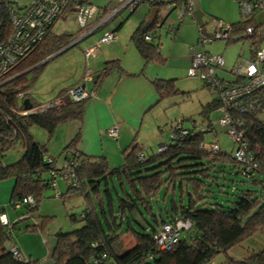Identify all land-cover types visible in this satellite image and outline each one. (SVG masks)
Returning a JSON list of instances; mask_svg holds the SVG:
<instances>
[{
	"label": "trees",
	"instance_id": "1",
	"mask_svg": "<svg viewBox=\"0 0 264 264\" xmlns=\"http://www.w3.org/2000/svg\"><path fill=\"white\" fill-rule=\"evenodd\" d=\"M162 2L159 0L147 4L160 7ZM256 18L251 17L249 21L239 20L236 24L237 28L242 29L247 23H253L257 30L261 23L256 21ZM156 24L157 16L151 24L142 21L130 35V40L145 62L165 59L160 54L158 42L153 40L154 37H159V34L152 32ZM204 24L199 23L198 26ZM10 30L11 21L7 6L0 0V42L8 36ZM147 32L152 35L149 40L143 37ZM72 38L71 34H55L50 29L32 52L22 58L7 73L0 75V81L5 80L0 85V154L5 155L7 150L14 148L17 144L22 149L20 159L12 164H5L4 156L0 157V179L9 175L15 177L11 193L13 207L24 206L28 212L36 211L43 189L51 186L49 179H45L43 175L45 171L55 166L54 158L50 155L53 161L45 160L46 146L34 139L30 128L32 126L43 128L49 139L59 124L70 121L78 123L75 134L63 148L64 158L77 160L74 175L78 186L68 181L66 194L84 196L88 207L86 211L79 214L78 219L82 221L80 227L56 234L49 264H206L218 254L224 256L221 264L264 263V249L257 250L244 258H236L228 253L230 247L264 228V201L259 200L258 197H251L252 191L247 190L231 206L223 207L217 203H211V207H203L205 195L201 193V188L204 183L201 177L193 175L200 173L201 176L210 177L207 169L214 170L215 163L230 164L238 167L240 175L246 180L251 179L255 184L262 183V178H264V123L259 117L253 114L244 116V139L258 162L255 172L249 177L241 174L232 151L229 154L219 149L211 153L199 148L198 143L204 135L197 132L186 134L180 140H170L165 143V150L156 152L151 157L141 154L142 151L136 143L123 155L121 165L110 167L104 156L85 154L76 149L81 136L80 125L87 97L80 100L65 99L64 95L68 89L65 87L52 97V99H65L59 106L36 113H20L24 107V99L27 98L33 106L41 102L34 101L30 95L31 92L25 93L23 98L17 96L18 92L30 88L25 84L26 73L20 75L18 73L28 68H30L29 71L38 73L44 63L34 65L69 43ZM241 38L243 37L226 40V43ZM262 38H264V30L261 28L259 33L247 38L251 53L255 47L260 46ZM121 69L119 59L105 61L94 83L97 85L103 76ZM151 83L160 99L164 95L176 92L174 80L155 77ZM216 105L215 100L207 103L201 114L207 118L208 112L215 109ZM5 116H9L10 121L6 120ZM204 157L208 159L207 166L196 162L188 163L189 160H200ZM193 165L201 167L199 166L196 170L179 171ZM165 173L168 174L166 179L169 183L173 182L179 174H190L186 179L194 189L193 195L189 194L187 205L177 207L174 202L172 203L173 217L171 219H158L152 212L151 198L157 194L162 183L161 177ZM113 176H116L121 188V194L116 193V215L111 210L113 200L108 190V183L113 181ZM101 182L105 184L106 202L100 195ZM25 195L32 196L34 203L23 202L21 199ZM92 195L98 196L97 206L91 201ZM16 203L18 206H15ZM105 204L110 211L108 217H106ZM141 208L151 215L152 224L144 219ZM136 215L138 220L135 218ZM174 216L188 220L190 223L188 228L193 232L188 238L179 237L169 249H163L157 244L155 234L162 223L172 220ZM124 217L129 229L131 221H134L140 225L141 230H132L135 243L128 249L120 250L116 239L119 236L118 226ZM71 219L76 220V217L71 215ZM17 221H9L6 225L0 224V264H34L30 257L17 259L10 251L11 245H15L21 251L12 238V229ZM143 221L146 226L141 224ZM40 225L41 223L34 222L31 227L39 228Z\"/></svg>",
	"mask_w": 264,
	"mask_h": 264
},
{
	"label": "rangeland",
	"instance_id": "2",
	"mask_svg": "<svg viewBox=\"0 0 264 264\" xmlns=\"http://www.w3.org/2000/svg\"><path fill=\"white\" fill-rule=\"evenodd\" d=\"M16 1L14 5H21L23 7L28 3V0ZM89 1L97 9L91 17L86 19L84 25L81 26L78 23L74 12L65 11L64 16L60 17L53 24L51 32L55 34H71L73 37L71 41H73L101 20L111 15L119 6L117 0ZM146 4L145 2L140 3L131 12L127 9H122L118 13L111 15L89 34L78 39L61 53L46 60L38 73L28 71L25 74V84L30 86L31 97L36 102L46 103L61 88L75 85L77 81L81 82L87 68L94 67L95 63L94 57L88 60L85 59L83 54L84 48L94 44L105 32L114 29L117 38L110 43L101 45L100 55H104L109 50H112L115 53L113 57L119 58L122 68L125 69L126 65L133 66V69L137 67V71L139 72L132 73L134 76H140V72L142 71L141 73H145L152 78L160 77L166 80H174V89L176 91L164 95L154 106H151L142 113V116H140L134 125L133 132L127 134L126 139L121 140V143L129 141L133 142V144L137 143L144 156L151 157L152 154L157 152L160 144L169 142L170 128L175 122L181 121L184 127L196 130H200L201 127L206 128L212 122L214 129L217 130V136L205 134L204 139L218 140L220 149L230 154L235 145L226 131L221 129L216 121L219 112L216 109L210 110L207 118L201 114L204 106L207 103L213 102L217 98V94L199 78L188 75V68L191 65L193 50H206L213 54H222L225 60L222 69L217 68L215 70L216 74L226 80L234 79V75L230 69L243 59L249 58V39L241 38L228 43L224 39H215L204 44V46H200L197 43L199 36L197 22L207 23L211 22L212 19H221L224 22L231 23L241 20L237 1L192 0L190 10L185 12L181 20L178 19V13L182 6L176 7L174 10L173 8L165 9L161 14L162 19H159L161 23L157 22L156 27L152 30L157 35L159 34V37H154L153 40L158 42L160 54L165 59L163 61L149 60L147 62L140 57L133 42L130 41L131 33L138 25L140 17H143L146 11ZM172 27H177V29L169 31ZM193 45H195V48ZM260 46L264 47V38L261 39ZM136 60L140 66H136ZM94 76H96V73ZM70 122L64 124L70 126ZM62 126H64L63 123L59 124L49 139L47 132L43 128L37 126L30 128L34 139L44 144L47 154H50L55 159L56 166L61 164L65 155L63 148L73 137L68 138L67 127ZM121 133L122 130L118 135H121ZM102 140L101 142L98 139L99 144L103 148L104 143L108 145L119 142V140H115L109 135L108 137H103ZM79 143H82V141L80 140ZM89 144L92 149L90 148L91 152L87 151V153H91L94 156H102L103 153L100 146L97 145L95 147L94 142L91 143V140H89ZM119 154L121 153L119 152ZM21 155L22 149L17 144L14 148L5 152L3 161L5 164H12L17 162ZM110 161L114 163V161H117L116 157L112 158L110 155ZM195 162L207 166L208 159L204 157L200 160L188 161L190 164ZM199 166L193 165L179 171L196 170ZM207 173L210 177L201 176L200 173L193 174L194 176L201 177L204 183V186L201 188V193L205 195L203 199L204 203H202L203 207H211V203H217L223 207L231 206L247 190L252 191L251 197H258L259 200L264 201V178L262 177H259L262 178V183L255 184L251 179L246 180L242 177L239 173V168L235 165H220L217 163L214 164V170L207 169ZM167 175L166 173L162 175V183L157 194L151 198L152 212L158 219H171L173 217L171 212L172 203L174 202L177 207L187 205L189 194L193 195V185L186 179L190 174H179L171 183L166 179ZM43 177L49 179V172L45 171ZM112 180V182L108 181V190L113 200L111 210L116 215V193L121 194V188L116 176H113ZM68 181L57 179V190L52 186L43 189L37 210L28 212L24 206L15 208L11 203V193L15 177L9 175L0 179V211L7 214L10 222H15L21 217L23 218L14 223L12 238L21 248L24 256L30 257L34 264H49L56 234L58 232L70 231L80 227L82 224V221L78 219L79 214L87 210L88 204L82 195L66 194ZM104 186V182H101L100 195L102 200L106 202L107 197L104 193ZM60 194L63 196H59ZM98 200V196L92 195L91 201L96 206ZM105 205L106 217H108L110 211L107 204ZM142 213L144 219L152 224L151 215L144 209H142ZM71 215L76 217V220H72ZM135 218L139 219L137 215ZM34 222L41 223L40 227H31ZM141 224L146 226L144 221ZM130 227L129 229L124 217L122 223L118 226L119 236L116 239V244L120 250L132 247L135 243L133 231L141 230L140 225L134 221H131ZM105 229L107 230L106 226ZM192 232L190 228H181L179 230V237L188 238ZM253 237L256 240L255 245H257L255 251L264 249V228L259 229ZM238 248L240 249L237 245H233L230 251L236 255H240L241 253H239L240 250ZM223 259V254H218L212 261L216 264H221Z\"/></svg>",
	"mask_w": 264,
	"mask_h": 264
},
{
	"label": "built area",
	"instance_id": "3",
	"mask_svg": "<svg viewBox=\"0 0 264 264\" xmlns=\"http://www.w3.org/2000/svg\"><path fill=\"white\" fill-rule=\"evenodd\" d=\"M7 6L11 21V30L8 36L0 42V75L7 73L22 58L26 57L44 38L46 33L52 28L53 24L62 16L65 11L75 13L78 23L82 26L86 19L91 17L96 11V6L89 0H28L23 7L14 5L16 0H2ZM159 0H117L119 6L111 13H118L122 9L133 11L140 3L158 2ZM162 5L158 7L157 14L161 15L165 9H172L178 6V0H161ZM239 6L241 20L249 21L257 15L264 16V0H236ZM178 19L181 20L186 11L190 10L192 0H181ZM109 15L108 17H110ZM108 17L101 20L92 28L81 34L77 39L89 34L94 28L101 25ZM253 23H247L242 29H233L230 23L221 19H212L211 22L198 26L199 36L197 43L204 45L215 39L233 40L239 37L249 38L255 33H259ZM151 33L144 34V39H151ZM116 38L115 30L105 32L94 44L84 48L83 54L86 59L95 56L99 52L102 44L109 43ZM195 48V45H193ZM224 63L221 54H213L206 51L193 50L191 55V65L188 68V75L195 76L212 88L216 94V110L219 112L217 122L221 129L225 130L234 143L232 151L233 157L238 162L241 174L245 177L252 175L258 166L255 155L249 150L244 139V116L253 114L264 123V47H255L248 59L242 60L231 69L234 75L233 80H226L219 77L215 70L222 68ZM89 69L86 70L83 82L91 80ZM13 77V76H12ZM10 77V78H12ZM5 81V80H4ZM0 81V85L4 82ZM31 92L30 88L17 93L19 98H23L25 93ZM92 92L84 88L83 83H78L68 87L65 99L80 100L88 97ZM64 98H55L46 103L31 105L24 108L21 114H29L43 111L50 107L59 106ZM5 119L10 121L9 116ZM210 122V121H209ZM171 134L169 141L180 140L186 134H209L217 136L212 122L206 128L200 130L184 127L181 121L175 122L170 128ZM109 135L116 136V126L110 128ZM198 147L208 152L214 153L220 149L218 140L206 141L204 138L198 143ZM166 144L162 143L157 152L163 151ZM4 153L0 154L2 158ZM45 160L51 162L53 158L47 154ZM55 162V159H54ZM77 165L75 158H64L59 166L52 167L50 174V185L57 190V179L69 180L74 186H78L74 170ZM23 202L33 204L32 196L25 195L21 199ZM18 206V203L15 204ZM8 217L5 212H0V224H8ZM188 220H183L179 216H174L170 221L162 223L155 234L157 244L163 249H169L179 238V230L188 228ZM10 251L17 259H26L24 254L15 246H10ZM206 264H215L211 261Z\"/></svg>",
	"mask_w": 264,
	"mask_h": 264
},
{
	"label": "crops",
	"instance_id": "4",
	"mask_svg": "<svg viewBox=\"0 0 264 264\" xmlns=\"http://www.w3.org/2000/svg\"><path fill=\"white\" fill-rule=\"evenodd\" d=\"M181 3H182L181 0H179L178 6L179 5L181 6ZM146 5H147L146 11L144 12L143 17H140L138 25L142 21L146 22L147 24H151V23H148L147 19L149 17L150 9L152 6L149 4H146ZM156 16H157V22L161 23L159 22V19H162L161 18L162 16L159 14L157 15V12H156ZM256 19H257L256 21L261 23V26H259V28L264 30V16L258 15ZM237 22L238 21L230 23L233 26V29H237L238 27L236 25ZM198 24L199 23L197 22V29H198ZM176 29L177 27L176 28L172 27L169 29V31H175ZM260 44H261V41H260ZM139 55L142 58L140 53ZM250 55H251V52L249 53V57ZM113 56H115V53H113L112 50H109L104 55H100V48H99V52L95 56H93L95 59L94 67L92 66L91 68H87L90 71H92L91 80L85 81V82H83V80L81 82L80 81L75 82L76 84L83 83L84 88L92 92V94H90V96L87 97V100L85 102L82 122L80 125L81 136H80L79 142L81 140L82 143L78 142L76 149L85 154L92 155L91 153H87V151L91 152L90 148L92 149L91 145L89 144V140H91V143L94 142L95 147L97 145L100 146V148L102 149V153H103V154L101 153L102 156H104L106 160L108 158L107 160L108 165L110 167H117L122 163L123 155L127 151H129L132 145H134L133 142L131 141L127 143H121V140L123 139L125 140L127 134H130L133 132L135 128L134 125L136 124L140 116H142V113L148 110L151 106H154L156 102L160 100V98L151 83V80L153 78L146 75L145 73H141L142 71L140 72V76H136V75L134 76L132 73L134 72L136 73L139 71H137V67L136 69L135 68L133 69V66L126 65L125 69L122 68L121 70H114L106 74L105 76L101 78V80L96 85L94 83L95 78L97 74L99 73V71L101 70V68L103 67L105 61L111 60V59H119V58H114ZM136 66H140L139 63H137V60H136ZM223 66H224V63L222 67ZM95 73H96V76H94ZM69 124L70 126H67L68 124L67 125L63 124L64 126L62 127H67L68 138H71L75 134L78 128V123L75 121H71ZM115 126L117 128V135L122 130L121 135L119 134L118 137L117 135L111 136L108 133L109 129ZM108 135L115 140H119V142L118 143L114 142L108 145L104 143L103 144L104 148H103L102 145L99 144L98 139H100L102 142L103 137H108ZM96 151H99V150H96ZM119 152L121 154H119ZM141 154L143 153L141 152ZM110 155L112 158L116 157L117 161H114V163H111ZM63 160L64 158L62 159V162ZM255 234L256 233H254L253 235ZM253 235L247 237L245 240L236 244L238 247H240V249L238 248V250H240L239 253H241L240 255H236L235 253L231 252L230 251L231 247L230 249H228V253L231 256H234L236 258H244V257L251 255L253 252H255V249L257 248V245H255L256 240L253 237ZM249 250H252V251H249ZM258 250H262V249H258Z\"/></svg>",
	"mask_w": 264,
	"mask_h": 264
},
{
	"label": "water",
	"instance_id": "5",
	"mask_svg": "<svg viewBox=\"0 0 264 264\" xmlns=\"http://www.w3.org/2000/svg\"><path fill=\"white\" fill-rule=\"evenodd\" d=\"M156 12H157V6H152L151 9H150L149 17L147 19L148 23H152L153 22V20L156 17ZM77 40L78 39H75V40L67 43L66 45H64L63 47H61L60 49H58L57 51H55L52 54L48 55L47 57L43 58L41 61H39L38 63H36L34 66L39 65V64H42L46 60H48V59L54 57L55 55H57L58 53H61L62 51H64L65 49H67L69 46L73 45ZM29 70H30V68H28V69H26V70L18 73V75L27 73ZM23 103H24V105H23L24 108H30L31 103H30V101L27 98L23 100Z\"/></svg>",
	"mask_w": 264,
	"mask_h": 264
},
{
	"label": "bare ground",
	"instance_id": "6",
	"mask_svg": "<svg viewBox=\"0 0 264 264\" xmlns=\"http://www.w3.org/2000/svg\"><path fill=\"white\" fill-rule=\"evenodd\" d=\"M157 12H158V7H157ZM158 15V14H157ZM102 24V23H101ZM114 30V29H113Z\"/></svg>",
	"mask_w": 264,
	"mask_h": 264
}]
</instances>
